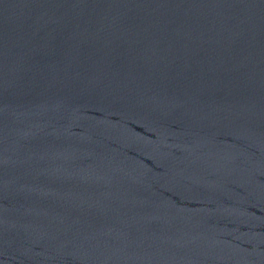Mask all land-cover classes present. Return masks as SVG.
Masks as SVG:
<instances>
[{
	"label": "water",
	"instance_id": "95a60500",
	"mask_svg": "<svg viewBox=\"0 0 264 264\" xmlns=\"http://www.w3.org/2000/svg\"><path fill=\"white\" fill-rule=\"evenodd\" d=\"M0 264H264V0H0Z\"/></svg>",
	"mask_w": 264,
	"mask_h": 264
}]
</instances>
